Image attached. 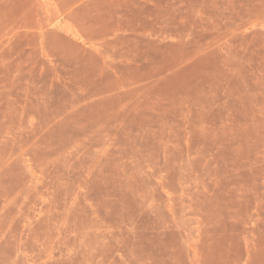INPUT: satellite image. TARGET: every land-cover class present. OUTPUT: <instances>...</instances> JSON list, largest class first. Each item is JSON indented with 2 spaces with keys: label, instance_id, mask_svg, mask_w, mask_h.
Here are the masks:
<instances>
[{
  "label": "rangeland",
  "instance_id": "1",
  "mask_svg": "<svg viewBox=\"0 0 264 264\" xmlns=\"http://www.w3.org/2000/svg\"><path fill=\"white\" fill-rule=\"evenodd\" d=\"M0 264H264V0H0Z\"/></svg>",
  "mask_w": 264,
  "mask_h": 264
}]
</instances>
